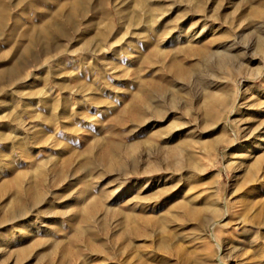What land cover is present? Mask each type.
<instances>
[{
    "label": "rangeland",
    "instance_id": "1",
    "mask_svg": "<svg viewBox=\"0 0 264 264\" xmlns=\"http://www.w3.org/2000/svg\"><path fill=\"white\" fill-rule=\"evenodd\" d=\"M24 4L0 0V264H264V0Z\"/></svg>",
    "mask_w": 264,
    "mask_h": 264
},
{
    "label": "bare ground",
    "instance_id": "2",
    "mask_svg": "<svg viewBox=\"0 0 264 264\" xmlns=\"http://www.w3.org/2000/svg\"><path fill=\"white\" fill-rule=\"evenodd\" d=\"M19 1L22 3V6H23V4L25 3V0H19ZM24 5H25V4H24ZM74 9H76V8H74ZM4 11H5V8H4L3 6L0 5V14H1V18H0L1 20H0V22H1V26L3 25V22H4V16H3ZM39 31H40L42 34H46V32H45V28H40ZM58 31H59V30H58ZM59 33H60V31H59ZM32 44H33V40L29 41V43H28V47L31 46ZM12 73H14V72H12ZM261 146H262V144H259V145H258V149L261 148Z\"/></svg>",
    "mask_w": 264,
    "mask_h": 264
}]
</instances>
